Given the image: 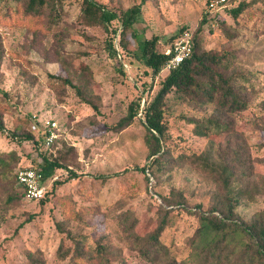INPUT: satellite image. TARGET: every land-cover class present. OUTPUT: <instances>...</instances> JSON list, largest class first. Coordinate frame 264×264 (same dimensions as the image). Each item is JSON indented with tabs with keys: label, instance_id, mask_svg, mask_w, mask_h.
I'll return each instance as SVG.
<instances>
[{
	"label": "rangeland",
	"instance_id": "obj_1",
	"mask_svg": "<svg viewBox=\"0 0 264 264\" xmlns=\"http://www.w3.org/2000/svg\"><path fill=\"white\" fill-rule=\"evenodd\" d=\"M96 1L106 3L116 14L139 6V14L125 35L128 53L123 49L121 53L128 71L109 46L110 30L119 26L118 21L106 26L81 23V0L64 1L56 26L46 11L40 16L27 15L20 3L15 10H8L6 5L16 2L0 0V264H22L28 248L41 249L47 264H66L68 258L60 260L55 252L67 231L90 241L93 232L105 230L118 240L117 220L126 214L139 219L138 232L148 231L164 214L156 200L159 196L181 205L170 212L173 225L168 228L176 244L174 251H181L196 225L195 217L186 209L207 211L218 194L212 175L197 166L169 163L156 176L142 170L150 157L140 112L157 93L167 70L153 76L133 55L143 39L152 35L159 37V47L181 28L192 30L195 36L207 0ZM240 2L246 6L234 18L230 10ZM215 14L236 36L229 39L214 20V25L204 26L201 46L236 53L230 73L244 87L247 106L233 114L223 111L230 129L207 138L194 135L192 125L180 116L209 115L215 111L214 105L168 100L166 115L172 138L166 145L174 154L194 152L214 163L226 148L224 159L230 161L237 177L246 174L256 179L264 175V0H226ZM55 74L84 85V93L79 95L63 85ZM137 106L139 113L132 122L115 129ZM33 116L36 129L46 120L57 122L58 137L51 146L46 147L41 135L30 129ZM12 131L20 135L30 132L33 138H12L7 134ZM242 149L247 150L244 157L251 156L253 169L248 162L231 163L232 152ZM59 154L65 155L64 167H48L49 175L42 181V202L20 197L12 205L5 203L6 195L17 189L16 167L42 164L43 159L52 160ZM14 156L18 158L16 165ZM238 185L235 180L231 192ZM263 208L264 195L256 193L252 201L244 200L237 207L236 219L246 222ZM29 216L33 218L26 221ZM113 264L156 263L125 247L123 260Z\"/></svg>",
	"mask_w": 264,
	"mask_h": 264
},
{
	"label": "trees",
	"instance_id": "obj_2",
	"mask_svg": "<svg viewBox=\"0 0 264 264\" xmlns=\"http://www.w3.org/2000/svg\"><path fill=\"white\" fill-rule=\"evenodd\" d=\"M14 1L16 4L8 3L6 5L9 7L8 10H15L17 3H20V7L27 15L40 16L46 11L51 18V23L56 26L65 0ZM210 1L207 0L205 12L195 30V36L191 30L193 36L191 55L175 68L167 71L155 96L141 108V114L144 119L142 123L146 130L145 143L150 157L149 165L142 170L151 172L152 175L156 176L166 169L169 163L183 162L200 167L211 174L217 184L218 194L214 198L213 205L207 211L186 209L187 213L195 217L196 225L192 234L185 239L181 251H174L176 244L168 233V228L173 225L170 212L181 207V205L174 204L167 196H163V198L159 196L158 204L164 214L156 220L155 226L148 231L138 232L136 230L139 219L132 214H126L117 220L120 229V239L118 240L105 230L100 233L97 232V234L93 232L90 241L88 240L89 237L75 235L71 231H67L66 235L59 240L55 252L60 260L68 258L66 264H113L123 260L125 247L136 250L143 259L156 264H264V208L254 213L246 222L236 219V209L244 200L252 201L256 193L264 195V175H257L256 179H252L246 174L241 175L240 178L237 177L230 167V161L224 159L228 152L226 148L221 149V154L218 155L219 160L214 163L210 161L208 156L194 152H177L174 154L166 145L167 140L172 138L166 115L168 100L181 104L214 105L215 111L209 115L180 116L192 125L191 131L194 135L207 138L230 129V122L226 116L223 117V111L225 115L227 112L233 114L247 106L243 96L244 87L230 73L236 53L228 48L203 49L201 46L200 34L204 26L209 27V24L214 25V22L218 28L221 27L223 34L229 39L236 36L235 33L227 30L223 18L221 19L218 14H215L216 10H208ZM245 6V2H240L232 8L230 12L233 17L240 16ZM8 10L6 9V12ZM138 14L139 6L116 14L108 8L106 3H98L96 0H81L78 18L81 23L87 26H106L113 20H117L119 26L110 30L111 37L109 39V46L116 56L115 40L117 38L120 53L124 51L128 53V47L124 43L126 31L130 29ZM214 15H216V19H214ZM185 29L188 28H181L178 33L170 36L167 44L163 47L158 46L159 37L156 35L144 38L140 43L138 52H133L135 59L142 62L153 76L157 75L169 59L164 50L171 47L174 40ZM54 77L63 85L73 88L79 95H82L86 89L84 85L72 83L67 75L55 74ZM138 109L139 106L131 111L129 116L122 118L116 124L115 129L120 130L128 126L139 113ZM33 123L32 119L30 129L38 132L41 135L42 143H44L48 129L44 127L33 129ZM0 129L2 130L1 121ZM7 134L20 140L33 138L30 132L20 135L12 131L7 132ZM55 141L56 139L50 146ZM246 151L242 149L232 152L233 160L231 163L244 164L248 162L250 168L253 169L251 156L244 157ZM12 159L16 165L18 158L14 156ZM64 160L65 155L59 154L52 160L45 158L42 164L36 163V165L28 167L39 170L44 175V180V177L49 175L48 167L62 168L64 167L62 164ZM23 167L26 166L15 168L14 180L17 189L6 195L5 203L7 205H12L17 198L25 199L23 187L16 180L17 171ZM235 180L239 182V185L231 192L230 188ZM54 183L58 184L59 182ZM39 201L42 202L43 199ZM86 209L92 211L90 208ZM74 215L77 218L81 217L78 212H74ZM32 218L33 216H29L26 221H30ZM24 257L22 264H47L46 256L39 248L26 249Z\"/></svg>",
	"mask_w": 264,
	"mask_h": 264
},
{
	"label": "built area",
	"instance_id": "obj_3",
	"mask_svg": "<svg viewBox=\"0 0 264 264\" xmlns=\"http://www.w3.org/2000/svg\"><path fill=\"white\" fill-rule=\"evenodd\" d=\"M225 0H211L208 4V10H217L220 6H224ZM115 49L122 68L126 71L129 70V65L122 59L120 49L118 48L117 39L115 40ZM193 50V36L190 29L183 30L179 36L174 40L171 47L166 48L164 53L169 56L168 61L162 67L161 70H170L175 68L184 59L191 55ZM141 114V112H140ZM34 123L33 129L37 127V119L33 116ZM36 119V120H35ZM44 128L48 129V135L44 139V144L48 147L57 137V122L54 120H46L43 124ZM151 179V178H150ZM16 180L18 184L23 187L24 198L26 200H40L45 194V188L43 186V175L39 170L31 167H23L17 171ZM158 201V197H156Z\"/></svg>",
	"mask_w": 264,
	"mask_h": 264
}]
</instances>
